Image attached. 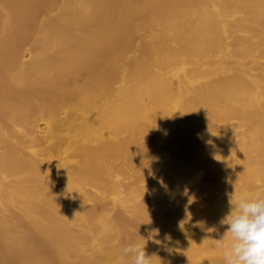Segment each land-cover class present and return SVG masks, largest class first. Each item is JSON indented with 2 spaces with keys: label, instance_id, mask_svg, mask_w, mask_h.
I'll return each mask as SVG.
<instances>
[{
  "label": "bare ground",
  "instance_id": "obj_1",
  "mask_svg": "<svg viewBox=\"0 0 264 264\" xmlns=\"http://www.w3.org/2000/svg\"><path fill=\"white\" fill-rule=\"evenodd\" d=\"M149 159L162 190L138 199L119 173ZM257 190L264 0H0V264H133L144 240L152 264H225L229 199Z\"/></svg>",
  "mask_w": 264,
  "mask_h": 264
},
{
  "label": "clouds",
  "instance_id": "obj_2",
  "mask_svg": "<svg viewBox=\"0 0 264 264\" xmlns=\"http://www.w3.org/2000/svg\"><path fill=\"white\" fill-rule=\"evenodd\" d=\"M229 204V213L220 221L227 227L217 240L225 264H264V190L248 192L235 199L230 197ZM145 249L144 240L122 251L132 257L133 264H152L155 255L149 256Z\"/></svg>",
  "mask_w": 264,
  "mask_h": 264
},
{
  "label": "rangeland",
  "instance_id": "obj_3",
  "mask_svg": "<svg viewBox=\"0 0 264 264\" xmlns=\"http://www.w3.org/2000/svg\"><path fill=\"white\" fill-rule=\"evenodd\" d=\"M40 17H41V14L39 12L37 20L40 19ZM134 42H135V44H137L138 37H136L134 39ZM29 47H30V42L28 39L24 40L20 44V49H21L23 54H25L28 51ZM134 52L137 53L138 51L136 50ZM127 54L131 55V54H133V52L131 51V52H128ZM123 62L124 61H122V63ZM116 163L121 164V160L116 161ZM216 170L217 169H215L212 172H207V171L204 172L201 175L200 180L208 181V182H213V181L217 180V178L219 177L220 174L219 173H213ZM119 178L122 182L121 184H122L123 188H129V187L135 188L137 191V194H138L137 198L142 199L144 193L147 191H149L155 195L159 194L161 192L162 189H160L157 185H155L156 184L155 182L162 180L164 178V175H163V173L157 171V169H155L153 167V159H149L146 163L145 169L142 172H136L134 170L125 169L121 173H119ZM169 186L170 187L177 186V182L172 181ZM167 188H169V187H167ZM167 188L165 187V189H167ZM194 191H196V190L193 188L190 189L189 193L187 195L190 196ZM212 192H213L214 198L219 199V200L224 199L222 191L213 190ZM104 206H105V211L108 214V216L115 220L118 216L119 210L113 204H110L109 202H106ZM162 207H163V210L167 211V213L170 214V217H172V219H173V217H179L180 214H175V212L177 210L180 212H182V211L186 212V211H189L191 208L190 204H188V203L186 205H184L183 207H180V206L178 207V206L172 205V203H170V202L164 204ZM172 209H174V212L171 211ZM157 228L158 229H157L156 233L153 234L151 236V238L167 232L168 225L160 222V223H158ZM125 229H126V234L128 236L132 235L135 232V229L133 228V224H130V225L126 224ZM119 241H120L119 239H116V243H118ZM195 264H204V261L202 259H198L195 261Z\"/></svg>",
  "mask_w": 264,
  "mask_h": 264
}]
</instances>
